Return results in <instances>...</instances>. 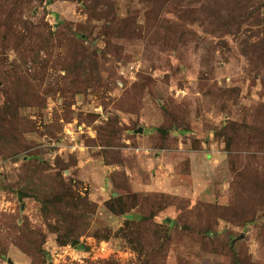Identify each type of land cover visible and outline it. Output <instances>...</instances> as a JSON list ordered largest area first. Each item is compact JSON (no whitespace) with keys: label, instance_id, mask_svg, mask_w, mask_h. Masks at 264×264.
<instances>
[{"label":"rangeland","instance_id":"374dc122","mask_svg":"<svg viewBox=\"0 0 264 264\" xmlns=\"http://www.w3.org/2000/svg\"><path fill=\"white\" fill-rule=\"evenodd\" d=\"M0 264H264V0H0Z\"/></svg>","mask_w":264,"mask_h":264},{"label":"trees","instance_id":"16d2710c","mask_svg":"<svg viewBox=\"0 0 264 264\" xmlns=\"http://www.w3.org/2000/svg\"><path fill=\"white\" fill-rule=\"evenodd\" d=\"M50 171H52L51 167H42L37 176L25 180L26 188L23 192L32 195L40 203L41 214L50 232L57 236V242L61 247L70 245L80 247L82 250L85 247L81 245L80 238L87 232L90 225L87 222L76 223L75 221L79 219L81 208H86L90 210V214H94L96 206L87 198L82 197L73 184L66 183L61 172L54 175L45 174ZM107 208L113 213L117 212L114 204L108 203ZM51 219L55 220L57 225H51ZM28 238L31 239V237ZM96 238L98 239L97 236ZM30 246L36 248V245L31 242ZM19 248L24 253L33 256L30 250L22 246ZM37 252L42 253L40 248Z\"/></svg>","mask_w":264,"mask_h":264},{"label":"water","instance_id":"95a60500","mask_svg":"<svg viewBox=\"0 0 264 264\" xmlns=\"http://www.w3.org/2000/svg\"><path fill=\"white\" fill-rule=\"evenodd\" d=\"M141 133H143V130L141 131ZM27 196L23 193L19 194V201L22 202L24 198H26ZM22 207H24V205H22Z\"/></svg>","mask_w":264,"mask_h":264}]
</instances>
